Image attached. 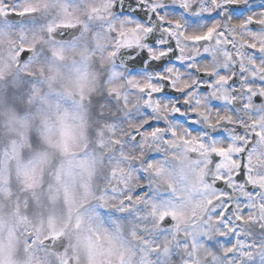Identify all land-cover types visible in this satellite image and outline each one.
Masks as SVG:
<instances>
[{
	"label": "rangeland",
	"instance_id": "374dc122",
	"mask_svg": "<svg viewBox=\"0 0 264 264\" xmlns=\"http://www.w3.org/2000/svg\"><path fill=\"white\" fill-rule=\"evenodd\" d=\"M9 48L13 49L12 44ZM46 54L53 55L55 59L50 62L54 65L44 66L42 58L37 60L34 57L35 62L27 69L29 75L26 77L37 78L21 86L20 102L6 100L0 104L2 110L11 109L12 112L8 121L0 115V129L4 130L3 134L0 133V168L5 169L3 174L0 170V264H66L64 258L40 250V245L39 250H34L41 240L50 237L47 235L52 232H45L44 227L51 228L56 219L59 222L63 220L65 226L62 229L70 231L68 251L73 243L81 248L89 244L100 246L101 241L92 239L102 237V227L98 230L96 225L92 224L89 206L92 203L109 205L112 199L121 198L118 196L119 184L116 188L111 187L110 173L103 174L105 183L97 190L93 185L94 168L98 169L101 164L106 163L101 161L100 149L104 146L106 150L111 149L113 142L120 141L122 132L119 119L123 114L120 115L118 109L107 110L109 106L106 104L112 103L110 104L106 94L101 93V88L97 90L98 75L104 81V73L108 72L101 69L104 52L73 51V55L68 59L66 54L49 48H42L39 52V56L43 58ZM70 60H75V66L69 68V75H64L68 71L67 61ZM104 89L108 90L110 97H113V94L116 96V89L103 87ZM98 92L102 103L98 100L89 105V117L84 116L77 107V101L80 107L85 101L90 104L94 95L98 98ZM90 120L91 122H88ZM139 121L129 127H136ZM99 132L115 134L116 137L112 142H104L103 139L100 142L96 138L99 137ZM87 134L90 137H87ZM88 145L92 151L86 149ZM136 150L133 151L134 156ZM121 154L116 165L112 164V168L121 167L122 161L130 160L131 156L128 157L123 152ZM128 163L133 171L132 163ZM127 167L128 165L122 168ZM155 168L157 174L160 171L163 177L161 169L158 166ZM181 168L180 166L179 169ZM125 175L126 172L123 176ZM169 176L166 179L159 176V184L163 188L165 185H172L176 190V197L152 203L154 222L158 223L165 213H169L175 221L174 229H178L185 238L188 237L183 250L189 262L204 264V259L197 253L199 247L204 246L198 236H205L207 233L195 230L188 236L187 229L197 223L196 208L184 213L175 206L180 199L177 185L183 181H175L168 178ZM113 180L117 182L116 179ZM140 180L142 179L134 178L133 183L130 181L132 186L127 185L124 190L129 191L130 187L132 189ZM119 188H122L121 185ZM154 205L162 207L158 214L155 213ZM166 206L168 207L164 209ZM26 210L30 212V220L20 215ZM148 211L151 212L150 209ZM35 217H41L40 221H36ZM172 232L169 230L168 236H174ZM189 255L195 256L196 259L193 260ZM86 256L89 257L87 252ZM234 261L235 259L231 260ZM211 262L213 264V261ZM90 264L95 263L91 261ZM101 264H118L117 254L108 256Z\"/></svg>",
	"mask_w": 264,
	"mask_h": 264
},
{
	"label": "bare ground",
	"instance_id": "6f19581e",
	"mask_svg": "<svg viewBox=\"0 0 264 264\" xmlns=\"http://www.w3.org/2000/svg\"><path fill=\"white\" fill-rule=\"evenodd\" d=\"M264 13V12H262ZM264 42V39H263ZM9 103H11V101H9ZM202 168H187L185 170V173L182 174L181 179L183 180V182L188 184V189H189V194L191 196H197L198 194H200V190H201V186L200 183L201 181H198V176L201 173ZM95 180L96 182H102V171L101 170H97L96 174H95ZM125 183H127V181L125 180ZM155 183V182H154ZM178 206L182 209V210H186L187 208L190 207V203L185 200L184 198H180L179 204ZM20 215L26 219V220H30L31 219V215L30 212L28 210H26L25 212L20 213ZM41 217H35L36 221H40ZM134 219V220H133ZM133 219H128L127 221H123L120 222L122 224L118 225V227H122V228H118L117 229H123V236L126 234L127 239L125 241L124 245H119V243L117 241L114 240V238H116L120 233L117 232L115 234H112V230L116 227L113 226L111 228V230H108L106 232L105 237H100V238H94L95 240L97 239L98 241H101L102 243L100 244V246L98 245H91L89 247L90 251L93 254L94 258H97L99 255H105L108 256L110 255L112 252L116 251V250H125V252L131 256L132 258V262L131 264H134L136 260L141 259V258H145L146 253L148 252L150 246L152 247H158L161 249V251H164V248L166 247V244L164 242L162 243H152L151 241L148 242L147 244H145L143 246L142 252L139 254H135L133 253V251H131L130 253H128V250L131 248L132 245V241L131 239H134L136 241V236L135 233L137 231L140 230H145L148 228V224H149V220L147 221V217H143V214L141 217L137 218L134 217ZM61 228V226L56 225L53 229H52V234H56L57 231ZM119 246V248H118ZM73 249H75L73 247ZM220 250L219 247H217L216 249V255L218 256V251ZM120 255H122V253H120ZM70 258L75 257L77 259V263H83L84 260V256H83V251L82 248L79 247L77 250L75 249V251L71 252L69 255ZM147 260V259H146ZM147 262L149 264H175V262L173 261V259L170 258L169 253L166 252V257L163 255V252L161 253L160 259H157V261H150L149 259L147 260Z\"/></svg>",
	"mask_w": 264,
	"mask_h": 264
}]
</instances>
